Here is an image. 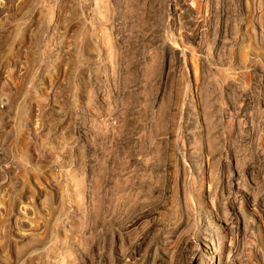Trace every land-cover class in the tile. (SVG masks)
Listing matches in <instances>:
<instances>
[{
	"label": "rangeland",
	"instance_id": "374dc122",
	"mask_svg": "<svg viewBox=\"0 0 264 264\" xmlns=\"http://www.w3.org/2000/svg\"><path fill=\"white\" fill-rule=\"evenodd\" d=\"M75 1L29 0L23 8H18L17 12L9 16L7 21L0 22V38L2 37L4 47L0 49L1 75L5 70L8 71L6 65L18 56V45L25 32L31 27L29 25L34 22L33 20H39V28L36 29L38 31L34 32L33 48H30L25 61L26 63L28 59L27 74L20 79L14 75L12 79L17 85V91L20 92L16 93V103L10 106L9 113L0 117L1 120L3 119L0 126L2 125L5 142H7L6 153L21 168L19 175L16 176L18 181H21V186L17 190L10 189L14 178L11 179V182L5 178L1 180L0 205L3 206V209H10L18 203L17 200L20 196L26 195L22 200L24 206L28 207V212L30 211L29 215L27 214L29 217L27 219L33 226H36L40 236L39 239L37 237L36 240H32L31 246H36L33 250L29 251L31 246L27 245H24L20 250L25 255L27 254L26 257H33L29 258L32 260L29 262L30 264L39 263L41 260L46 261L47 264H54L63 259L66 261L70 258L74 259V254L78 249L79 252L87 251L84 250L86 238L88 244H94V252L88 254V264H115L110 254H113L115 250L118 251L122 246L111 240L112 229L117 228L114 221L116 218L128 216L137 202H140L142 208L146 209H143L146 213L144 220L154 216L159 220L158 228L160 229L156 228L158 236L157 242L155 240L153 244L155 252H153L154 249L150 251L151 253L144 249L137 255L136 264H189L196 252H199L198 248H204L200 245L199 238L207 231L203 219L205 212L212 209L209 203L210 198L214 200V205L218 203L222 207L221 214L224 213V217H230L234 202L238 201L237 204L242 207L245 205L243 195L236 193V189L231 188V185L238 183L241 191H247L260 205H264V17L261 18L262 22L260 18L256 20L262 23L263 27L262 37L258 39V46L251 38L243 45L227 46L224 49L220 44L214 42V34L217 32L216 23H212L209 27L207 24L205 30L208 32L202 36L200 32H196L195 21L199 16L198 12H201L200 15H207V11L218 7L217 4L218 8H226V16H229L226 17L229 30L238 31L239 35L240 26L244 22L250 26V21L253 20L243 12L244 0H208L209 2L207 0H189V13L184 15L168 11L166 0H77L78 4ZM259 3L261 9L264 10V0H260ZM180 4L176 5L175 11H179ZM96 16L100 22L107 23V26L113 29L111 31L114 32L113 34L121 47L122 57L117 64L118 67L115 68L116 70L111 69L107 55L100 47L103 45V39L99 28L101 24L99 25L98 21H95ZM50 18L52 19L50 20ZM56 23L57 25H55ZM66 30L69 31L67 34ZM90 38H92L91 42L89 41L87 44L85 40ZM161 40H166L167 46L171 47L173 51L171 56L161 49ZM55 48L58 51H54ZM57 53L60 55L66 53L68 58L70 57L67 61L69 67L65 81L69 79L67 83L72 89L66 92L69 94V97L66 96L69 100L64 107L66 119L64 124H59L61 127L56 129L57 131H47V129L42 131L41 129L38 147L45 148L51 144L59 156V162L65 164L62 168L49 166L48 168L40 167V170H31L27 163V157L34 150V140H29L26 132L28 127L32 128L36 124L35 115L37 113L29 106L35 105L33 102H39L48 91L50 83L54 81L55 67H59ZM164 63H169L170 69L163 67ZM41 67L42 69L45 67L46 72L44 71V78L42 77L38 83V74L36 73ZM162 67L166 73L163 69L161 70ZM17 79L19 80L17 81ZM247 99L250 100L252 107L257 108L247 107V102H245ZM255 103L256 105H254ZM231 104L235 107H232ZM160 109L163 111H159ZM225 113H227L228 122L223 127L218 120ZM161 117L163 119L158 121ZM204 118L208 120V124L206 119L203 120ZM199 120L205 125L196 126ZM236 120L240 122V127L235 125ZM52 122L49 121L48 124H55V121ZM117 123H120L119 125L123 128ZM85 125L91 127L88 136H84L85 133H82L85 130L83 129L86 127ZM205 126H208V130L211 128L212 131L210 130L208 133ZM109 127L110 129H108ZM160 128L163 130L158 131ZM78 129L81 133L77 132ZM127 131L132 135L129 134L125 141H121L125 135H128ZM109 132L110 134L114 133L116 137L110 135ZM157 132L161 135L157 136ZM222 132L227 136L225 142L220 137ZM247 132H250L249 136H247ZM121 134L122 138L119 136ZM251 135L254 136L251 137ZM214 136L220 139L217 140ZM208 138L209 140H207ZM211 139L213 141H210ZM160 141L168 144L161 142V145ZM206 142H209V145ZM199 146L215 149L210 172L195 168L200 159L201 148L199 149ZM166 150L170 151V154ZM165 162L169 163L165 164ZM163 169L166 170V173ZM169 171L170 173H167ZM198 173L210 175V187H208L209 184L199 185L195 182L194 179ZM84 175L86 178L83 191L80 177ZM49 183L55 184L58 189L57 193L54 191L48 195L52 199L59 198L57 199L59 206L51 217V214L40 212V210V213H36L32 207L34 202L42 197L40 189H44ZM94 187L98 189L99 195L105 200V206L103 205L105 210H102L98 215L91 214L86 203L88 201L87 194H90ZM208 188L210 189L209 198H207ZM234 192L237 198L233 196ZM2 194L5 198H1ZM154 195H157L155 196L157 197L156 201L153 200ZM150 198L152 199L151 203L162 202L164 207L150 208L148 206ZM146 201L148 202L146 203ZM67 206L70 207L69 210ZM50 212L52 211L50 210ZM2 218L0 219V235L5 237L6 242L10 244L9 228L6 226V220ZM182 220L185 224L182 223ZM250 225L246 229L248 235L246 241L242 237L244 231L238 230L236 223L233 225L234 235L238 240V242L233 240L235 244L231 243L234 247V252L230 253L233 264H248V260L249 264H264V228L260 226V222L258 223L256 215ZM178 226L182 228H178ZM172 228L178 230L174 231ZM66 234H73L77 243L73 241V238L72 241H66ZM229 235L232 237L231 234ZM187 238L190 239L188 248L183 246ZM248 239L249 242H247ZM79 240H83L80 241L81 245H79ZM241 240L245 242L242 243ZM74 246L79 248H74ZM247 247L249 251L246 250ZM6 251L1 252L0 257L5 260L8 258L7 261H9L10 252ZM243 257L248 260L246 261ZM29 263L27 262V264Z\"/></svg>",
	"mask_w": 264,
	"mask_h": 264
},
{
	"label": "bare ground",
	"instance_id": "6f19581e",
	"mask_svg": "<svg viewBox=\"0 0 264 264\" xmlns=\"http://www.w3.org/2000/svg\"><path fill=\"white\" fill-rule=\"evenodd\" d=\"M29 0H0V22H4L5 20L7 21V18L9 16H11L12 14H14L15 12H17L18 8L25 6L27 3H28ZM73 1V0H72ZM82 1V0H81ZM208 1V0H207ZM260 0H244V14H246V16H250L251 18H253L252 22L250 21L251 25L248 26L247 23H243L239 30V35L237 34V32L233 31V30H229V26H228V23H227V16H226V11L225 9L223 8H218L219 5L217 4L216 6V9H212L211 11H207V15H204L201 14L200 15V11H199V8H198V13H199V16L197 17V15H195L196 17V21H195V28H196V32L201 34V36L204 34V33H207L208 31H206V26L208 24V27L210 25L215 24L216 23V33L214 34L215 37H214V42L217 43V44H220L224 49L225 47L227 46H239V45H243L246 41H249L251 38V40H253L254 43L259 44L258 43V39H260V37H262V23L256 21L257 19L260 18V21H261V18L264 17V10L261 9V5L259 3ZM69 2V1H68ZM77 3V0L75 1ZM130 2V1H129ZM166 4H167V9L168 11H174L175 13H179V15H184V14H187V12L189 11L190 9V6L188 4L189 0H178V1H175V0H166ZM176 2V3H175ZM209 2V1H208ZM211 2V1H210ZM223 2V1H222ZM107 3V2H106ZM165 3V2H164ZM179 3L180 4V9L179 11H175V7L176 5H178ZM215 3V2H214ZM78 4V3H77ZM165 4V5H166ZM71 5V4H70ZM76 5V4H75ZM94 6V5H93ZM166 7V6H165ZM215 7V6H214ZM52 8V7H51ZM46 9V8H45ZM157 9V8H156ZM162 9V8H161ZM211 9V8H209ZM242 10V9H240ZM95 11V10H94ZM108 11V10H107ZM202 11V10H201ZM85 12V11H84ZM189 13V12H188ZM169 14V13H168ZM228 14V13H227ZM152 15V14H151ZM156 15V14H155ZM173 15V14H172ZM53 16V14H52ZM103 16V15H102ZM239 16V15H238ZM97 17V16H96ZM178 17V16H177ZM187 17V15H186ZM229 17V16H228ZM183 18V17H182ZM194 18V17H193ZM36 19V18H35ZM52 18H50L51 20ZM173 19V18H172ZM184 19V18H183ZM100 19L97 17L95 18V21H98L99 25H100V30H101V37L103 39V45H101V49L106 53L107 55V59H108V64L110 65L111 69L114 70L115 68H117V64H119V60L121 59L122 57V51H121V47L118 43V39L114 36V32H112L111 30H113L112 28H109L107 26V23L106 24H103L102 22L99 21ZM153 20V19H152ZM193 21L195 19H192ZM242 20V19H241ZM34 22L32 24H30L29 26H31L24 34V37L21 41V43L18 45V56L15 57L11 62H9L7 65H6V68L8 69L5 70V72H2V74L0 75V117L2 115H6L7 113H9V109H10V106L13 104V103H16L15 100L16 99V93L19 92L17 91V85L13 82V76L17 78H22L23 76H26L27 74V63H28V59H27V62L25 63L26 61V58L28 57V53L30 51V48H33L32 44L33 43V37H34V32L36 31V29L39 28V23L38 21L39 20H33ZM104 21V20H102ZM175 21V20H173ZM177 21V20H176ZM180 21V20H179ZM178 21V22H179ZM42 22V21H41ZM181 22V21H180ZM185 22H186V19H185ZM262 22V21H261ZM49 23V22H48ZM177 23V22H176ZM184 23V22H183ZM41 24V23H40ZM44 24V23H43ZM182 24V23H181ZM185 24V23H184ZM57 25V23L55 24ZM54 25V26H55ZM77 25V24H76ZM49 26V24H48ZM47 26V27H48ZM184 26V25H183ZM45 27V26H44ZM182 27V25H181ZM49 28V27H48ZM1 29V27H0ZM184 29V27H183ZM38 31V30H37ZM36 31V32H37ZM56 31V30H55ZM64 31V30H63ZM67 31V30H66ZM40 32V31H39ZM69 31L66 32V34L68 33ZM195 32V33H196ZM65 33V31H64ZM73 33V32H72ZM95 33V32H94ZM62 34V33H61ZM185 34V33H184ZM37 35V34H36ZM207 35V34H206ZM198 36V35H197ZM199 35V37H201ZM64 37V35H63ZM100 37V38H101ZM2 38V37H1ZM0 38V49L3 47V42ZM53 38V37H52ZM204 38V37H203ZM91 39H86L85 42H87V44L89 43V41L91 42ZM196 39V38H195ZM199 39V38H197ZM260 41V40H259ZM264 41V40H263ZM156 42V41H155ZM154 42V43H155ZM102 43V42H101ZM150 43V42H149ZM262 43V42H261ZM92 44V43H91ZM158 45V44H157ZM160 45H161V49L166 52V53H169L171 56V52H173L171 50V47L169 48L167 46V42L166 40H161L160 41ZM158 45V46H160ZM258 46V45H257ZM256 46V47H257ZM56 47V46H55ZM173 47V46H172ZM229 47V48H230ZM4 48V47H3ZM160 48V47H158ZM245 48V47H244ZM51 49V48H50ZM49 49V50H50ZM54 49V48H53ZM52 49V50H53ZM174 49V47H173ZM231 49V48H230ZM256 49V48H255ZM258 49V48H257ZM243 50V49H241ZM54 51H58L56 48ZM239 51V50H238ZM257 51V50H256ZM100 54L101 52L98 51ZM97 52V53H98ZM98 53V55H99ZM215 53V52H214ZM17 54V53H16ZM58 54V53H57ZM91 54V53H90ZM164 54V53H163ZM173 54V53H172ZM59 55V60H57V63L59 65V67L57 68V66L55 67L56 68V72L54 73L55 75V79L52 83H50V86L48 87V91L46 92L45 95H43L41 97V100H39V102L37 101V103L33 102V104L35 105H31L29 106L32 110H34V112H36L37 114L35 115V121H36V124L34 126L31 127H28V130L26 132L27 134V137L29 140H34L33 143H34V150L30 153V155H28L27 157V163H29V167L31 168V170L35 169V170H40L39 168L40 167H49V166H52V167H59V168H62L64 166L65 163H61L59 162V156H57L58 154H56L55 152V149L54 147L50 146L49 147H45V148H39L38 147V141H39V132L40 130L42 129L43 130H46L47 131H51V130H56L58 129L59 127H61L59 124H62L64 121H65V114H64V107L67 103V101L69 100V97L68 93L66 92H69L72 88H70V84L67 83V81L69 80H66L65 79L67 78V74H68V56L66 55V53H62L61 55ZM160 55V54H159ZM166 55V54H165ZM176 55V54H175ZM183 55V54H182ZM185 55V54H184ZM246 55V54H245ZM244 55V56H245ZM248 55V54H247ZM164 56V55H163ZM179 56V55H178ZM192 56V55H191ZM182 57V56H180ZM255 57V56H254ZM52 58V57H51ZM165 58V57H164ZM252 60H253V57H251ZM192 59V58H191ZM205 59V58H204ZM88 60V59H87ZM181 60V58H180ZM198 60V59H197ZM251 60V61H252ZM255 61V60H253ZM136 62V61H135ZM256 62V61H255ZM7 63V62H6ZM195 63V62H193ZM250 63V61H249ZM254 63V62H253ZM257 63V62H256ZM259 63V61H258ZM30 64V63H29ZM28 64V65H29ZM37 64V63H36ZM50 64V63H49ZM208 64V63H207ZM242 64V63H241ZM170 64L169 63H164L163 64V67H166L167 69H170L169 66ZM248 65V64H247ZM254 65V64H253ZM252 65V66H253ZM245 66V65H244ZM50 67H52V65H50ZM159 67H161L159 65ZM163 67L161 68V70L163 69ZM48 65H47V70H48ZM54 68V69H55ZM154 68V67H153ZM157 68V67H156ZM253 68V67H252ZM5 69V68H4ZM35 69V68H34ZM38 69V68H37ZM45 67L42 69V67L40 68V70L38 71L37 70V73L38 74V83H39V80L44 76V71H45ZM52 69V68H51ZM53 69V71H55ZM81 69V68H80ZM84 69V68H83ZM152 69V68H151ZM174 69V68H173ZM260 69V68H259ZM73 70V69H72ZM87 70V69H86ZM85 70V71H86ZM116 70V69H115ZM158 70V69H157ZM164 70V69H163ZM254 70V69H253ZM3 71V70H2ZM36 71V70H35ZM51 71V70H50ZM166 70H164L165 72ZM256 71V70H255ZM254 71V72H255ZM9 72V73H8ZM46 72V71H45ZM180 72V71H179ZM184 72V71H183ZM182 72V73H183ZM253 72V74H254ZM29 73V72H28ZM89 73V72H88ZM166 73V72H165ZM164 73V74H165ZM163 74V73H162ZM185 74V73H184ZM240 74V73H239ZM129 75V74H128ZM72 76V75H71ZM162 76V75H161ZM186 76V75H185ZM44 78V77H43ZM73 78V77H72ZM17 79V81L19 80ZM161 79V78H160ZM164 79V78H163ZM90 80V79H89ZM88 80V81H89ZM106 80V79H105ZM116 80V79H115ZM52 81V80H51ZM64 81L66 82V84L64 83ZM161 82V80H159ZM163 81V80H162ZM196 82V81H195ZM17 83V82H16ZM79 85V84H78ZM116 85V84H115ZM36 86V85H35ZM20 87V86H19ZM36 89V88H35ZM34 89V90H35ZM39 89V88H37ZM46 89V88H45ZM43 90V89H42ZM63 90V91H62ZM78 90V89H77ZM196 90V89H195ZM62 91V92H61ZM197 91V90H196ZM64 92V93H63ZM20 93V92H19ZM66 93V94H65ZM65 94V95H64ZM72 94V93H71ZM247 95V93H245ZM88 95V94H87ZM67 96V97H66ZM242 96V94H241ZM248 96V95H247ZM247 96L245 98H247ZM77 97V96H76ZM155 97V96H154ZM156 98V97H155ZM249 98V97H248ZM99 99V98H98ZM110 99V98H109ZM242 99V97H241ZM253 99V98H252ZM38 100V99H37ZM192 100V99H191ZM194 101V100H193ZM250 100L247 99L245 102H247L246 106H251ZM31 102V101H30ZM252 103L253 100H252ZM26 104V103H25ZM32 104V103H31ZM259 104V103H258ZM257 104V105H258ZM190 105V104H189ZM256 105V103L254 104ZM260 105V104H259ZM258 105V106H259ZM199 106V105H198ZM231 106L233 107L234 105L231 104ZM28 107V106H27ZM164 107V106H163ZM207 107V106H206ZM235 107V106H234ZM240 107V106H239ZM252 107V106H251ZM166 108H168V106L166 105ZM191 108L192 105H191ZM225 108V107H224ZM238 108V106H237ZM242 108V107H241ZM246 108V107H245ZM254 109V107H252ZM89 109V108H88ZM198 109V108H197ZM221 109V108H220ZM236 109V108H235ZM243 109V108H242ZM248 109V108H246ZM168 110V109H167ZM203 110V108H202ZM231 110V109H230ZM229 110V111H230ZM245 110V109H244ZM260 110V109H259ZM13 111V110H12ZM89 111V110H88ZM159 111H163V110H159ZM166 111V109H165ZM174 111V110H172ZM224 111V109H223ZM236 111V110H235ZM239 111V110H238ZM26 112V111H25ZM221 112V111H220ZM28 113V112H27ZM90 114H92L91 112H88ZM164 113V112H162ZM167 113V112H166ZM222 113V112H221ZM160 114V112H159ZM165 114V113H164ZM227 113L225 114H222L220 116V119L218 121L221 122L220 125H225L227 121V116H226ZM161 115V114H160ZM220 115V113H219ZM167 116V115H165ZM230 116V115H229ZM232 116V115H231ZM234 116V115H233ZM231 119V117H228V119ZM161 119H163L162 117L159 118L158 121H160ZM201 119V118H200ZM206 118H204L203 120H205ZM261 119V118H260ZM259 119V120H260ZM55 121V124H48L49 121ZM70 120V119H69ZM119 120V119H118ZM167 120V119H166ZM234 120V119H232ZM163 121V120H162ZM169 121V120H167ZM206 123L208 124V120L206 119ZM217 121V123H218ZM242 122V120H240ZM3 122V119L1 120L0 119V123ZM52 122V123H53ZM58 122V123H57ZM123 122V121H122ZM134 122V121H133ZM136 122V121H135ZM134 122V123H135ZM142 122V121H141ZM219 122V123H220ZM69 123V122H68ZM105 123V122H104ZM127 123V122H126ZM160 123V122H159ZM168 124V122H166ZM171 123V122H170ZM233 123V122H231ZM230 123V124H231ZM251 123V122H250ZM28 124V123H27ZM64 124V123H63ZM118 124V123H117ZM120 124V123H119ZM118 124V125H119ZM133 124V123H132ZM165 124V123H164ZM257 124V123H256ZM115 125V124H114ZM125 125V124H124ZM127 125H131V124H127ZM147 125V124H146ZM204 126L205 123L203 122H200L197 121L196 123V126ZM219 125V128L221 127ZM233 125V124H231ZM235 125H237L238 127H240V122L236 120L235 122ZM250 125V124H249ZM2 126V125H1ZM0 126V182L3 178L7 179V180H10L11 182V179H13V183H12V186L10 189H16L21 186L20 182L18 181V178H16L17 175H19V170L21 169L20 166L16 163H14L8 156V154L6 153V143L5 142V136H4V131H3V128ZM28 126V125H27ZM86 126V125H85ZM99 126V125H98ZM111 126V125H110ZM120 126V125H119ZM123 126V125H122ZM126 126V125H125ZM143 126V125H142ZM163 126V125H162ZM209 126V125H208ZM208 126L206 127V129L208 128ZM212 126V125H210ZM209 126V127H210ZM234 126V125H233ZM43 127V128H42ZM116 127V125H115ZM121 127V126H120ZM166 127V126H165ZM222 127V128H223ZM80 128V127H79ZM112 128V126H111ZM123 128V127H121ZM120 128V129H121ZM164 128V127H163ZM221 128V129H222ZM242 128V127H241ZM83 129H85L82 133H85L84 136H88L87 134L90 133V129L91 127L90 126H86L84 127ZM110 129V127L108 128ZM117 129V127L115 128ZM140 130V128H138ZM143 129V128H142ZM165 129V128H164ZM199 129V128H197ZM211 130V128H209ZM220 129V130H221ZM225 129V128H224ZM231 129V128H230ZM229 129V130H230ZM113 130V129H112ZM138 130V131H139ZM163 130V129H162ZM161 128L160 130L158 131H162ZM210 130H206L208 131V133L210 132ZM246 130V129H245ZM57 131V130H56ZM111 131V130H109ZM135 131V130H134ZM156 131V130H155ZM200 131V129H199ZM212 131V130H211ZM227 131V130H226ZM225 131V132H226ZM78 133H81V131H79V129L77 130ZM99 132V131H98ZM107 132V131H106ZM113 132H115L113 130ZM141 132V131H140ZM168 132V131H166ZM228 132V131H227ZM92 133V132H91ZM128 133V131H127ZM132 133V132H131ZM158 133V132H157ZM204 133V132H203ZM250 134V132H247V134ZM252 133V132H251ZM255 133V132H254ZM253 133V134H254ZM6 134V133H5ZM110 134V132H109ZM108 134V135H109ZM112 134V133H111ZM110 134V135H111ZM123 134V133H122ZM119 135L121 136L120 138L123 137V135ZM130 132L128 133V135H125L121 141H125L127 139V137L129 136ZM207 134V133H206ZM219 134V133H218ZM217 134V135H218ZM233 134V133H232ZM249 134L247 136H249ZM114 135V133L112 134ZM132 134H130L131 136ZM135 135V134H134ZM161 134H157V136H160ZM169 135V133H168ZM216 135V136H217ZM226 135V134H225ZM224 135V132H222L220 134V137L221 139L225 142V139L227 136ZM151 136V135H150ZM155 136H156V132H155ZM167 136V135H166ZM218 140V138H216ZM231 136V135H230ZM246 136V137H247ZM254 136V135H253ZM251 135V137H253ZM111 137V136H110ZM109 137V138H110ZM114 137H116L114 135ZM113 137V139H114ZM205 137V136H204ZM229 137V135H228ZM132 138V137H131ZM135 138V137H134ZM141 138V137H140ZM152 138V137H151ZM164 138V137H163ZM230 138V137H229ZM108 139V138H107ZM112 139V138H111ZM110 139V140H111ZM116 140L118 139L115 138ZM201 139V138H200ZM206 139V138H205ZM220 139V138H219ZM109 140V141H110ZM132 140V139H131ZM157 140V139H156ZM166 140V139H165ZM168 140V139H167ZM209 140V138L207 139ZM206 140V141H207ZM230 140H233V139H230ZM108 141V142H109ZM113 141V140H112ZM115 141V140H114ZM113 141V142H114ZM128 141V140H127ZM130 141V140H129ZM164 141V140H163ZM202 141V140H201ZM204 141V140H203ZM210 141H213V139H211ZM112 142V143H113ZM120 143V141H118ZM162 141H160L161 143ZM166 142V141H165ZM200 142V141H199ZM216 142V141H215ZM214 142V143H215ZM247 142V141H246ZM51 143V142H50ZM116 143V142H115ZM114 143V144H115ZM123 143V142H122ZM130 143V142H129ZM164 143V142H162ZM161 143V145H162ZM198 143V142H197ZM207 143V142H206ZM209 143V142H208ZM207 143V144H208ZM238 143V142H237ZM74 144V143H73ZM102 144V143H101ZM125 144V146L127 145L126 143H123ZM164 144H168V143H164ZM163 144V145H164ZM220 144H221V141H220ZM218 144V145H220ZM228 144V142H227ZM48 145V144H47ZM67 145V144H66ZM110 145V144H109ZM117 145V144H115ZM202 145V144H201ZM209 145V144H208ZM118 146V145H117ZM121 146V145H120ZM134 147L137 146V145H133ZM167 146V145H166ZM183 146V145H182ZM207 146V145H206ZM211 146V145H210ZM221 146V145H220ZM100 147V146H99ZM127 147H129L127 145ZM158 147V146H157ZM161 147V146H160ZM189 147V146H188ZM213 147V146H211ZM256 147V146H255ZM66 148V147H65ZM167 148V147H166ZM184 148V147H183ZM201 147L199 146V149ZM214 148V147H213ZM213 148H208V147H205L203 146L201 149H200V159L197 163V165L195 166L196 169L200 170V169H205L206 171H209L210 172V169H211V162H212V159H214V153H215V149L212 150ZM217 148V147H216ZM257 148V147H256ZM163 149V147H162ZM221 149V148H220ZM54 150V151H53ZM160 150V148H159ZM169 150V148H168ZM166 150V151H168ZM184 150V149H183ZM166 151H164L166 153ZM217 151V150H216ZM104 152V151H103ZM170 154V151H168ZM83 153V152H82ZM115 153V152H114ZM161 153V152H160ZM191 153V151H190ZM221 153V152H220ZM236 153V152H235ZM131 154V153H130ZM163 156H164V153L162 152ZM167 154V155H168ZM195 154V153H194ZM229 154V153H228ZM232 154V153H231ZM109 155V154H108ZM188 155V154H187ZM198 155V154H197ZM198 155V156H199ZM218 155V154H217ZM225 155V154H224ZM264 155V154H263ZM161 156V155H160ZM162 156V157H163ZM196 156V155H195ZM235 156V155H234ZM231 157V156H230ZM239 157V156H238ZM135 158V157H134ZM168 158V157H167ZM199 158V157H198ZM227 158V157H226ZM130 159V158H129ZM132 159V157H131ZM166 159V158H165ZM14 160V159H13ZM134 160V159H133ZM136 160V158H135ZM139 160V158H138ZM137 160V162H138ZM226 160V159H225ZM224 162H227L225 161ZM236 160V159H235ZM106 161V160H105ZM148 161V160H147ZM130 162V161H129ZM160 162V161H159ZM236 162V161H235ZM131 163H133L131 161ZM158 163V162H157ZM169 163V162H168ZM165 162V164H168ZM214 163V161H213ZM160 164V163H159ZM157 164V165H159ZM162 164V163H161ZM232 164V163H231ZM117 165V164H116ZM121 165V164H120ZM150 165V164H149ZM153 165V163H152ZM214 165V164H213ZM156 167V165H154ZM164 166V165H163ZM169 166V165H168ZM171 166V165H170ZM227 166V165H226ZM153 167V166H152ZM154 167V168H155ZM159 167V166H158ZM166 167V166H165ZM252 167V166H251ZM25 168V167H24ZM102 169V168H101ZM151 169V168H150ZM157 169V168H155ZM161 169V168H159ZM171 169V168H169ZM152 170V169H151ZM42 171V170H41ZM164 171V169H163ZM171 171V170H170ZM167 172V173H170ZM166 173V170L164 171ZM38 173V171H37ZM195 173V172H194ZM197 173V172H196ZM207 173V172H206ZM238 173V172H237ZM41 174V172H40ZM162 174V173H161ZM160 174V175H161ZM83 175V174H82ZM86 175V174H85ZM85 175L82 177H80V184L82 186V190H83V187H84V183H85ZM122 175V174H121ZM165 177H166V174H164ZM168 175V174H167ZM171 175V174H170ZM196 175V174H195ZM233 175V174H232ZM169 176V175H168ZM170 177V176H169ZM168 177V178H169ZM213 177V176H212ZM242 177V176H241ZM231 178V177H230ZM166 179V178H165ZM228 179V178H227ZM234 179V178H233ZM196 183H198L199 185H202L203 183L204 184H209L208 187H210V181H211V177L210 175L208 174H204V173H201V174H197L196 175V178L194 179ZM166 181V180H165ZM193 181V180H192ZM230 181V180H229ZM238 181V180H237ZM236 181V182H237ZM194 182V181H193ZM194 182V184H195ZM52 183V182H51ZM49 183L48 186H46L44 189H40V194H41V198L38 199L37 202H32L33 204V208L34 210L36 211V213H40V212H47L48 214H51V216H53L52 214L54 213V211L57 209V207L59 206L58 204V201L57 199H52L50 195H48V193H52L55 191V193H57V186L54 184H51ZM215 184V183H214ZM223 184V183H222ZM229 184V183H228ZM227 184V185H228ZM87 185V184H86ZM85 185V187H86ZM245 185V184H244ZM243 185V186H244ZM247 185V184H246ZM245 185V186H246ZM194 186V185H193ZM198 186V185H197ZM5 187V186H3ZM97 187V186H96ZM157 187V186H156ZM206 187V186H205ZM216 187V186H214ZM239 184H234V185H231V188L232 189H236V193H240L241 195H243V198L245 199V205L242 207L240 206V204L238 205L237 202H234L232 207H231V210H232V213H231V216L230 217H224V213L221 214V209L222 207H220V205L217 203L215 205L216 208H215V205H214V200H212V198H210L209 200V203L211 205V208L212 209H208V212H205L206 214H204V219H203V222H204V226H206V234L203 235V236H200L199 238V243L202 247H204L203 249H199L196 250L199 251V252H196V254L194 255V257L190 260V263L189 264H233L232 262V257L230 256V253L233 251L234 247L231 243H234L233 240L236 242H238L237 240V237L234 235V223L237 224L238 226V230H243L244 234H243V238L244 240L246 241L248 235H247V232H246V229L249 228L248 226H251L250 224L252 223V221L254 220V217L255 215L258 217V223L260 222V226L264 228V205H260L258 203V201L254 198V196L250 195L247 191L245 190H242L239 188ZM0 188H1V184H0ZM8 188V189H9ZM153 188V187H152ZM155 188V187H154ZM200 188V187H199ZM6 189V188H5ZM9 189V191H10ZM151 189V188H150ZM164 189V188H163ZM227 189V187H226ZM4 190V188H3ZM110 190V189H109ZM158 190V189H157ZM59 191V190H58ZM84 191V190H83ZM152 191V190H151ZM150 191V193H151ZM165 191V190H164ZM213 191V190H212ZM6 192V191H4ZM113 192V191H112ZM115 192V191H114ZM163 192V190H162ZM167 192V191H166ZM83 193V192H82ZM85 193V192H84ZM99 191L98 189H96L95 187L92 188L90 194H87V198H88V201L86 202L88 204L87 207H89V212L91 214H94V215H98L99 213H101V211L105 210L103 209V205L105 203V200L102 199V197L99 195ZM156 193V192H155ZM165 193V192H164ZM158 194V193H157ZM174 194V193H173ZM168 195V194H167ZM231 195V193H230ZM4 195L2 194V197L1 198H5L3 197ZM157 196V195H154V197ZM159 196V195H158ZM161 196H164V195H161ZM206 196V195H205ZM233 196H235V192L233 193ZM26 197L25 194L22 195V197L20 196L17 200V202L15 201V203L17 204H14L12 208L8 209H3L2 205L1 209L0 208V216H2L1 218L3 220H6V226L9 228L8 230V233L10 234V238H11V241H10V244H8L6 242V238L5 237H2L0 235V253H4L6 250V252H10V258H9V261L8 258L7 260L3 259L0 257V264H27V262H32L31 259H29L30 257L33 258L32 256H30L29 258L26 257L27 254L25 255L23 252H21V248H23L24 245H27L28 247L31 246V242L33 239L37 238L39 239L40 236H39V233L37 232V229H36V226H33L32 223H30L28 221L27 218H29L27 216V214L30 212H28L27 208L24 206L23 204V200L22 198ZM30 197V196H29ZM28 197V198H29ZM117 197V196H116ZM152 197V196H151ZM166 197V196H165ZM210 197V189L208 188L207 189V198ZM236 197V196H235ZM56 198V197H55ZM153 198V197H152ZM157 197L153 198V200H155ZM160 198V197H159ZM158 198V199H159ZM237 198V197H236ZM242 198V197H241ZM114 199V198H113ZM151 199V198H150ZM149 199V200H150ZM217 199V198H215ZM1 200V199H0ZM33 201L35 200L34 198L32 199ZM5 201V200H4ZM31 201V200H30ZM115 201V200H114ZM152 199L150 200V203H148L151 207H164V205H162L161 203H156V202H152ZM156 201V200H155ZM158 201V200H157ZM217 201V200H216ZM148 201H146L147 203ZM5 203V202H4ZM240 203V202H239ZM2 204V203H1ZM8 204V203H7ZM31 204V203H30ZM222 204V203H221ZM61 205V204H60ZM165 205L166 202H165ZM63 206V205H62ZM105 206V205H104ZM146 206V205H144ZM7 207V205H6ZM11 207V206H9ZM25 207V208H24ZM30 207V208H32ZM68 207V206H67ZM62 208V207H61ZM65 208V207H63ZM70 207H68L67 209L69 210ZM131 208V207H130ZM60 209V208H59ZM144 207L142 208V205L140 202H137L136 204H134V207L132 209V212L126 216V217H123V218H116V220L114 221V223L116 224L117 228L116 229H112V239L114 241V243H118L120 246H122L118 251L115 250V252L113 254H110L112 255V259L114 261L115 264H136V261H138L137 259V255H139L144 249H147L150 251H152L154 249L153 252H155V248H153V244L158 236V231L156 228H158L159 226V220L157 218H155L154 216L151 218H149L148 220H144L146 218H144V216H146V213ZM40 210V212H39ZM50 210L52 212H50ZM64 210V209H63ZM66 210V209H65ZM127 210V209H126ZM33 211V210H32ZM58 211V210H57ZM66 212V211H65ZM152 212V211H151ZM58 213V212H57ZM129 213V212H128ZM43 214V213H42ZM41 214V215H42ZM29 215V214H28ZM47 215V214H45ZM88 215V214H87ZM152 215V214H151ZM49 216V215H48ZM92 216V215H91ZM150 216V215H149ZM223 216V217H222ZM226 216V215H225ZM95 217V216H94ZM148 217V216H147ZM0 218V219H1ZM78 219V218H77ZM97 219V218H96ZM179 219V218H178ZM85 220V219H84ZM110 220H113V219H110ZM109 220V221H110ZM89 221V220H88ZM92 221V220H91ZM95 221V220H94ZM179 221V220H178ZM105 222V221H104ZM111 222V221H110ZM173 223V222H171ZM182 223H183V220H182ZM181 223V224H182ZM2 224V223H1ZM170 224V223H169ZM176 224V223H175ZM180 224V223H179ZM185 224V222L183 223ZM182 224V225H183ZM72 225V224H71ZM99 225V224H98ZM101 225V223H100ZM164 225V223H163ZM174 225V224H173ZM171 225V226H173ZM181 225V226H182ZM4 226V225H3ZM168 226V225H167ZM180 226V227H181ZM193 226V225H192ZM79 227V226H78ZM169 227V226H168ZM167 227V228H168ZM178 226V228H180ZM184 227V226H183ZM28 228V229H27ZM177 228V227H176ZM182 228V227H181ZM71 229V228H70ZM81 229V228H80ZM160 229V228H158ZM171 229V228H170ZM169 229V230H170ZM173 229V228H172ZM174 230V229H173ZM178 230V229H176ZM174 230V231H176ZM157 231V233H156ZM173 231V232H174ZM249 231V230H248ZM168 232V231H167ZM170 232V231H169ZM90 233V232H89ZM109 233V232H108ZM203 233V231H202ZM201 233V234H202ZM225 233V234H224ZM168 234V233H167ZM204 234V233H203ZM232 237H230V235ZM240 234V233H239ZM60 235V234H59ZM73 235V234H72ZM71 234H66L65 237H66V241H70L72 238L74 239L73 241L76 242L77 240H75V236L73 237ZM160 235V233H159ZM173 235V234H171ZM176 235V234H174ZM173 235V236H174ZM178 235V233H177ZM251 235V234H250ZM58 236V234H57ZM88 236V235H87ZM110 236V235H109ZM162 237V236H161ZM165 237V235H164ZM169 237V236H168ZM187 237V236H186ZM230 237V238H229ZM58 238V237H57ZM78 238V237H77ZM94 238V237H93ZM174 238V237H173ZM190 238V237H189ZM187 238L185 241H184V244L183 246H187L188 248V245H190V239ZM60 239V238H58ZM62 239V238H61ZM169 239V238H168ZM172 239V238H171ZM177 239V237H176ZM36 240V239H35ZM91 240V239H90ZM89 240V241H90ZM93 240V239H92ZM165 240H166V237H165ZM184 240V239H183ZM57 241V239H56ZM72 241V240H71ZM80 241H83V240H79V245L80 244ZM86 241L87 238H86ZM84 240V243H85V248L84 250H87V251H84V252H87V253H84L82 251L79 252V249L76 251V253L74 254L75 258L74 259H69V260H60V261H57L56 263L54 264H88V254H92L94 252V244H88V242H86ZM112 241V242H113ZM162 241V239H161ZM194 241V239H193ZM242 241V240H241ZM244 241V242H245ZM91 242V241H90ZM157 242V240H156ZM168 242V241H166ZM165 242V243H166ZM240 242V241H239ZM242 241V243H244ZM247 242H249V239L247 240ZM254 242V241H253ZM43 243V242H42ZM77 243V242H76ZM162 243V242H160ZM169 243V242H168ZM157 244V243H156ZM182 244V243H181ZM235 244V243H234ZM74 245V244H73ZM98 245V244H97ZM168 245V244H167ZM76 246V245H75ZM74 248H77L75 247ZM119 246V247H120ZM182 246V245H181ZM247 246V245H245ZM249 246V245H248ZM36 246H31L29 247V251H31V249L33 250ZM124 247V248H123ZM157 247V246H156ZM170 247V246H169ZM236 247V246H235ZM238 247H239V244H238ZM237 247V248H238ZM242 247H244L242 245ZM79 248V247H78ZM99 248V247H98ZM118 248V247H117ZM164 248V247H162ZM186 248V247H185ZM192 248V246H191ZM248 248V247H247ZM205 249V250H204ZM236 249V248H235ZM251 249V248H250ZM161 250V249H160ZM171 250V249H170ZM195 250V251H196ZM249 251V248L246 249ZM165 251V250H164ZM169 251V250H168ZM192 251V249H191ZM251 251V250H250ZM262 250H260L261 252ZM25 252V250H24ZM69 252V251H68ZM72 252V251H71ZM70 252V253H71ZM74 252V251H73ZM99 252V251H98ZM112 252V251H111ZM159 252V251H158ZM194 252V251H193ZM192 252V253H193ZM234 252V251H233ZM1 253V254H2ZM59 253V252H58ZM67 253V252H66ZM151 253V252H150ZM263 253V251L261 252ZM259 253V254H261ZM165 254H166V251H165ZM236 254V253H235ZM68 255V254H67ZM71 255V254H70ZM73 255V254H72ZM237 255V254H236ZM244 255V254H242ZM248 253H247V257H248ZM264 255V254H263ZM9 256V254H8ZM238 256V255H237ZM260 256V255H259ZM73 257V256H72ZM245 257V256H244ZM243 257V258H244ZM242 258V259H243ZM246 259V261L248 260L247 258H244ZM243 259V261H244ZM251 259V258H249ZM239 260V259H238ZM263 260V259H262ZM34 261V260H33ZM264 261V260H263ZM39 262V261H38ZM41 262V263H40ZM39 263H36V264H47V262H43L42 260L40 261ZM110 262V261H108ZM239 262V261H238ZM249 264V260L247 262ZM253 263V262H251ZM30 264V263H29ZM112 264V263H110Z\"/></svg>",
	"mask_w": 264,
	"mask_h": 264
}]
</instances>
